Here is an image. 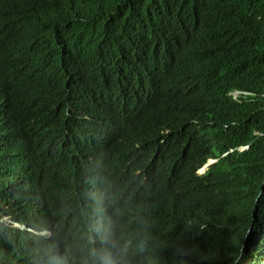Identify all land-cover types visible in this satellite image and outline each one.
<instances>
[{
    "label": "clouds",
    "instance_id": "9594fccd",
    "mask_svg": "<svg viewBox=\"0 0 264 264\" xmlns=\"http://www.w3.org/2000/svg\"><path fill=\"white\" fill-rule=\"evenodd\" d=\"M18 1L31 12L39 5V0ZM16 23L10 16L0 17L4 34ZM160 33L172 51L173 43L163 31L155 37L160 38ZM1 39L7 43L5 35ZM138 51L130 50V66H122L135 77L117 96L108 97L99 85L110 79L108 68L94 80L95 85L77 88L75 102L67 110L72 151L64 191L57 194L78 208L89 236L79 264H136L135 257L144 264H264V168L258 172L261 178H254L257 186L248 183L254 177L250 172L236 176L228 170L227 178L223 174V165L240 160L233 154L247 153L252 142L223 151L212 149L215 111L210 107L191 111L182 90L183 81L195 77L196 70L169 55L154 77L150 63ZM3 57L10 66L16 61L7 53ZM11 87L9 81L0 80V226L16 237L10 245L28 252L31 248L40 263V245L53 232L49 224L37 229L23 219L41 214L40 186L48 184L50 177L46 167L41 169L43 176L34 172L21 152L20 133L25 141L37 144L39 136L31 131L38 127L29 118L21 129L18 116L29 114L31 107L23 94L22 107L13 108V98L23 89L16 81L14 93L8 95ZM240 94L230 93L233 98ZM21 163L26 164L25 171ZM234 182L242 183L243 198L235 219L223 229L212 209ZM24 188H28L30 210L22 206ZM11 208L19 210L16 216L10 214ZM218 228L223 230L217 235ZM211 238L216 242L210 243ZM194 240L199 242L197 247L206 241L210 247L205 251L215 257L195 261L188 246ZM225 247L227 251L219 253ZM64 251L61 243L51 264H75Z\"/></svg>",
    "mask_w": 264,
    "mask_h": 264
},
{
    "label": "trees",
    "instance_id": "16d2710c",
    "mask_svg": "<svg viewBox=\"0 0 264 264\" xmlns=\"http://www.w3.org/2000/svg\"><path fill=\"white\" fill-rule=\"evenodd\" d=\"M39 5L31 12L18 0H0V17L10 16L17 22L6 34L0 26V80L11 84L8 95L14 93L16 81L22 89L26 82L11 105L22 107L24 94L31 112L18 116L21 129L29 118L36 121L38 128L31 132L39 138L37 144L26 140L28 144L21 132V152L39 176L46 167L50 181L40 186L41 214L23 220L37 229L49 224L53 236L41 243L39 263L31 248L28 252L10 245L16 237L0 226V264H51L61 243L79 264L89 236L78 208L57 194L66 183L72 151L67 141L72 133L67 110L75 102L77 88L84 83L95 85L94 80L101 79L108 68L110 79L99 85L108 97L117 96L135 77L122 68L130 66V50L148 52L138 51L150 63L154 77L169 55L196 70L195 77L183 81L182 90L191 111L208 107L215 111L212 149L223 151L252 142L247 153L233 154L240 160L223 165L224 177L229 176L228 170L236 176L250 172L254 177L248 183L257 186L254 178L258 181V172L264 168V136L254 135H264V0H39ZM159 31L173 43L172 51L161 33L155 37ZM3 53L16 58L15 63L7 65ZM234 91L242 94L233 98L230 93ZM20 169L25 171L26 164L21 163ZM241 186V182L227 185L230 191L212 209L223 229L235 219L234 211L243 198ZM27 191L24 188L22 206L30 210ZM18 212L10 209L12 216ZM223 229L218 228L217 235ZM215 242L211 238L210 243ZM198 243L194 240L188 245L195 261L215 257L205 251L210 247L206 241L199 247ZM135 258L136 264L145 263Z\"/></svg>",
    "mask_w": 264,
    "mask_h": 264
}]
</instances>
